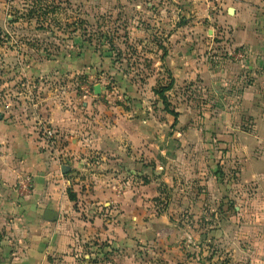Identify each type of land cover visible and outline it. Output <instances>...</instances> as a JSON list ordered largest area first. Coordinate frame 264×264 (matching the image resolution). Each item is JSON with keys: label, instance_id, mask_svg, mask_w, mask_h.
Segmentation results:
<instances>
[{"label": "rangeland", "instance_id": "1", "mask_svg": "<svg viewBox=\"0 0 264 264\" xmlns=\"http://www.w3.org/2000/svg\"><path fill=\"white\" fill-rule=\"evenodd\" d=\"M241 2L264 24V0ZM207 3L214 13L221 8L220 0H0V105L25 106L38 137L48 126L55 144L77 152L66 161L77 192L71 185L67 192L88 210L82 198L129 187L122 213L134 256L154 257L161 235L163 244L179 246L178 264H248L232 253L237 242L263 250L264 135L252 145L249 118L228 104L220 112L225 103L201 93L197 81L159 95L169 77L164 69L151 74L142 55L162 58L171 33L188 43L194 35L218 40ZM42 103L55 111L58 128L38 119ZM115 118L142 139L108 144L103 127ZM97 138L104 145H93Z\"/></svg>", "mask_w": 264, "mask_h": 264}, {"label": "crops", "instance_id": "2", "mask_svg": "<svg viewBox=\"0 0 264 264\" xmlns=\"http://www.w3.org/2000/svg\"><path fill=\"white\" fill-rule=\"evenodd\" d=\"M220 1L221 8L216 13L212 12L211 3L203 5L208 20L217 19L218 40L202 42L201 37L194 35L195 42L188 43L171 33L163 46L162 58L157 57L156 51L142 55L148 58L151 74L164 69L175 87L197 81L201 93L225 103L220 112H226L228 104V111L236 110L238 115L249 118L253 127L249 141L256 145L264 135V24L250 4L241 0ZM229 2L234 4H226ZM206 31L211 32L209 28ZM226 39L244 52L243 59L226 55ZM37 115L41 122L57 127L55 111L48 113L45 104L39 106ZM32 120L33 115L25 106L0 105V264H178L179 246L163 244L161 235L156 239L158 244L152 242L156 248L154 257L145 254L136 257L130 252L132 237L125 231L127 218L122 213L127 206L129 187H115L113 192L110 187L101 188L94 196L82 198L81 201L89 203V210L77 199L71 200L67 185L73 187V193L78 185L71 177L73 165L66 161L74 162L77 152H69L58 144L49 147L43 137L37 136ZM103 129L108 133V144L119 147L142 139L117 118ZM65 139L78 143L66 134ZM92 143L97 147L104 145L100 138ZM255 172L251 170L249 174ZM27 177L30 187L22 191L20 185ZM134 199L138 203L137 195ZM105 207L110 213L118 210L108 216L103 214ZM46 209L54 211L57 218L45 220ZM237 247L232 258L238 256V260L244 255L248 264H264V245L262 252L245 251L238 242Z\"/></svg>", "mask_w": 264, "mask_h": 264}, {"label": "built area", "instance_id": "3", "mask_svg": "<svg viewBox=\"0 0 264 264\" xmlns=\"http://www.w3.org/2000/svg\"><path fill=\"white\" fill-rule=\"evenodd\" d=\"M224 42H226L227 44H226V47H227V49H226V55L228 56V57H230V58H232V59H235V60H241V59H243L244 58V52L241 50V49H239V48H237V47H235V46H233L231 43H229V42H231V41H224ZM228 45V46H227ZM39 131V133H40V135L43 137L42 139H44L48 144H53V145H55V141H56V135H55V131L52 129V128H50V127H48V126H43L40 130H38ZM29 178L27 177V178H25L24 179V184H21L20 185V189L22 190V191H25V190H27L29 187H30V184H29Z\"/></svg>", "mask_w": 264, "mask_h": 264}, {"label": "trees", "instance_id": "4", "mask_svg": "<svg viewBox=\"0 0 264 264\" xmlns=\"http://www.w3.org/2000/svg\"><path fill=\"white\" fill-rule=\"evenodd\" d=\"M163 50H164V49H163ZM171 87H172V80L169 81V83L167 84V86H165L164 88H162L161 90H159V91H158V94L162 96V95H163V92L169 90ZM163 107H164L165 111H167L168 113H170V114L176 116V113H174L172 110H170V109L168 108V105L166 104V102H165L164 99H163ZM69 198H70L71 200L74 199V198H71V197H69Z\"/></svg>", "mask_w": 264, "mask_h": 264}, {"label": "water", "instance_id": "5", "mask_svg": "<svg viewBox=\"0 0 264 264\" xmlns=\"http://www.w3.org/2000/svg\"><path fill=\"white\" fill-rule=\"evenodd\" d=\"M94 91L98 92V86H94ZM43 218L47 221H53L57 218V214L52 210L46 209L43 212Z\"/></svg>", "mask_w": 264, "mask_h": 264}]
</instances>
